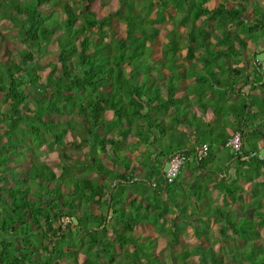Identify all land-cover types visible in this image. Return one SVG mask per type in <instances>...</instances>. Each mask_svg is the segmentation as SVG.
Returning a JSON list of instances; mask_svg holds the SVG:
<instances>
[{"label":"trees","instance_id":"1","mask_svg":"<svg viewBox=\"0 0 264 264\" xmlns=\"http://www.w3.org/2000/svg\"><path fill=\"white\" fill-rule=\"evenodd\" d=\"M228 1L117 0L125 35L111 41L114 15L93 11L95 0H0V264H224L225 255L228 264H264V71L231 32L256 38L264 20L251 25ZM6 33L22 46L15 55ZM181 51L187 68L176 64ZM239 61L243 73L232 67ZM176 73L193 79L191 99ZM228 130L241 137L240 154L225 146ZM65 144L85 157L73 161L59 151ZM42 145L58 150L56 167L18 171L30 161L26 147ZM177 153L186 163L166 183L162 168ZM140 182L146 188L134 189ZM233 206L252 217L234 218ZM145 225L165 239L164 253L137 233ZM186 229L191 247L180 244Z\"/></svg>","mask_w":264,"mask_h":264},{"label":"rangeland","instance_id":"2","mask_svg":"<svg viewBox=\"0 0 264 264\" xmlns=\"http://www.w3.org/2000/svg\"><path fill=\"white\" fill-rule=\"evenodd\" d=\"M254 3L256 2V0L253 1ZM119 10V4L117 3V0H95L94 2V5H93V11L97 12V13H100L101 15L103 16H107L109 15L110 13H112L114 16L110 18V24H109V30L111 32V41H114V40H122L124 35H125V26L124 24L122 23V21H120L119 18L116 17V13L117 11ZM115 13V14H114ZM154 17V14H151L150 15V18H153ZM2 28H4L2 26V24L0 23V29L2 30ZM171 30V27L169 25H164L162 27L159 28V34L157 36V39H158V43L156 45V57L155 59H157L159 62L162 60V56H163V51H164V43L163 42V38L165 37V35ZM58 34V33H57ZM6 40H5V46L7 47V50L11 53H13V55H15L17 53V51H20L22 49V46H20V44L17 42L16 39L12 38L11 36L9 37V35L6 33ZM259 36H262V38H264V35L263 34H260V35H257L256 37L258 38ZM182 41V40H181ZM238 47V45H235ZM53 49V47H52ZM240 49V48H239ZM4 53V52H3ZM52 53V52H51ZM242 56H243V53H241ZM184 55H185V51H181V54L179 56V60H177L176 64H179V65H183L185 68H187L189 66V63L185 62L184 60ZM50 57H51V54L50 56L47 58V59H43L42 61V66L45 67L47 62L50 60ZM260 58H262V54H259ZM164 61V60H162ZM233 68H237V67H240L241 68V71L243 73V68H244V61L242 62H238V63H235L233 64L232 66ZM188 73H186L185 77L182 78L180 77L179 75H177L176 73V76L174 77V79L176 80V86L180 85L181 84V80H185V83L183 85H180L182 87V90L181 92L183 91L185 96H182V98L184 97H187L189 99L192 98L191 96V91L193 92V87L194 85L190 82V80H193L191 79L190 77L187 76ZM155 78H159L161 77L160 74H156L154 75ZM163 81L162 82L160 81V85L162 86L163 85ZM211 96L210 95H207V96H203L202 100L200 103H206L207 100H211ZM185 101V100H184ZM192 101V100H191ZM190 101V103H191ZM193 104H195L197 107L198 105L196 103H198V98L193 102ZM189 104V103H187ZM195 106V112L197 114L198 117H201L202 115V112L200 110V108L196 107ZM110 118V116H108ZM189 119H191L192 117V114L188 115ZM204 121H207V122H210L212 121V117H211V111L208 110L204 117H203ZM227 133L230 135V130L227 131ZM231 136V135H230ZM229 136V137H230ZM69 138H70V135H66V139H68L67 141H69ZM168 137H164L162 138V140L160 139V143H161V149L162 150H166V147H165V143L168 142ZM29 142H26V145H28ZM25 145V146H26ZM21 147V146H19ZM23 147V146H22ZM24 148V147H23ZM23 148H20V149H23ZM26 156L25 158H28L30 159V161H24L21 160V167L18 169V171H23V169H26V167H28L31 163L33 162H38V163H41V164H44V165H48L49 167L51 168H54L56 167L55 165L57 164L58 162V159H57V153H58V150H54V148H51L49 149L47 146L45 145H42L40 146L39 148L35 149H31L29 147H26ZM59 151H64L67 153V155L69 157H71V159L74 161V160H77L78 158L79 159H83L85 156L82 154V153H85L86 150H84L85 152H82V153H78V152H75L72 148L66 146L65 144V147H63L61 150ZM83 155V156H82ZM260 157L262 158V152H261V155ZM100 159H101V162L102 164H107L109 163L108 160H106V158L104 156H100ZM215 165H219V166H223V163H221V159H216L215 160ZM221 163V164H220ZM13 165V164H12ZM108 165V164H107ZM110 166V165H109ZM143 168V167H142ZM144 171V168L142 169ZM150 168H145V171H144V175L150 173ZM163 171L166 170V166L162 168ZM23 173L22 172H18V176H22ZM153 176H155L153 174ZM142 181L145 180V179H142L140 178ZM263 179L259 178L257 181H262ZM159 181V178H154L152 180V183H155V182H158ZM238 186L240 187H248L249 185L248 184H244L243 182L241 183H238ZM120 187L118 186V188L116 190H118ZM134 189H137V190H142V189H145V184L143 182H140V185H138V187L134 186L133 187ZM127 192H125L124 196H126ZM217 200L216 201H220V195L217 196L216 198ZM244 203H247V204H253L252 202V199L250 198L249 195H245L244 196ZM232 216L235 218H251L252 217V211H247V212H241L238 210V206H233V211H232ZM174 217V215H170L168 218H172ZM64 223H66L67 221L66 220H63ZM165 226H168L167 224ZM213 227V226H212ZM146 228V229H144ZM216 231V230H215ZM137 233L141 234V235H144V236H151V238H153L154 240H157V246H156V250H155V254L158 255L159 252L165 250L164 249V241L165 239H160L158 238V235H157V232L153 231L152 228H150V226H142L140 229L137 230ZM166 238V237H165ZM197 243V239L194 237V235L191 233L190 230L186 229L184 231H182V234H181V238H180V244L181 245H184V246H187L188 247H191L192 245H195ZM241 244L240 241H237L236 242V245H239ZM264 244V228L260 229L259 230V236L257 238V245H262ZM215 250H219V246L218 245H215L214 246ZM165 251H163L164 253ZM162 254V253H161ZM195 260V259H194ZM224 264H228V260H229V256L228 255H225L224 257ZM196 262V261H195Z\"/></svg>","mask_w":264,"mask_h":264},{"label":"crops","instance_id":"3","mask_svg":"<svg viewBox=\"0 0 264 264\" xmlns=\"http://www.w3.org/2000/svg\"><path fill=\"white\" fill-rule=\"evenodd\" d=\"M229 0L228 2L231 3V6L234 8L243 7V10L247 14L248 22L253 25L255 21H263L264 20V0ZM212 4V2L210 3ZM231 32L239 37V40L246 41V49L244 50V55L246 57H250L253 61L259 60L262 61L264 59V38L259 36L258 38H254L249 36L248 30L246 29L242 32V29L232 27ZM248 37V39H246ZM259 54H262V58L258 57ZM195 106L193 109L195 110ZM197 107V106H196ZM223 167V166H222Z\"/></svg>","mask_w":264,"mask_h":264},{"label":"built area","instance_id":"4","mask_svg":"<svg viewBox=\"0 0 264 264\" xmlns=\"http://www.w3.org/2000/svg\"><path fill=\"white\" fill-rule=\"evenodd\" d=\"M260 65H261V70L264 71V59L261 61ZM225 146L230 148L233 154L235 155L240 154L242 150L241 137L238 134L231 136ZM207 151H208L207 145H202L201 147H198L195 153L196 159L198 161L204 159L206 157ZM252 156L253 154L250 155L249 157ZM186 159L187 158L185 155L181 153H177L164 164L163 167L166 166V170L163 171L162 178H164L166 183H171L179 175L182 167L186 163ZM247 160L248 157L241 158V161H247ZM151 186L155 187V183H152Z\"/></svg>","mask_w":264,"mask_h":264}]
</instances>
